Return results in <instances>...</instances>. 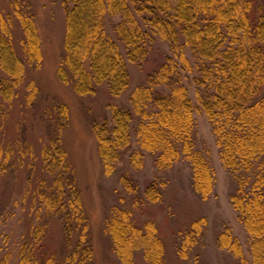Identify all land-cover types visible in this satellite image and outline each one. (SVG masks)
Masks as SVG:
<instances>
[{
	"label": "trees",
	"instance_id": "trees-1",
	"mask_svg": "<svg viewBox=\"0 0 264 264\" xmlns=\"http://www.w3.org/2000/svg\"><path fill=\"white\" fill-rule=\"evenodd\" d=\"M8 2L22 33L23 57L13 46L12 16L0 10V70L4 74L0 96L5 100L17 93L26 68L35 70L42 61L33 12L23 0ZM61 3L65 27L57 76L77 94L92 96L106 82L109 94L119 96L129 84L128 63L142 64L153 51L159 58L143 83L129 93L128 106L112 104L110 119L105 116L91 123L104 173L115 171L122 154L131 150L134 135L137 149L127 158L131 167L141 168L145 154L159 170L183 159L191 170L193 191L206 199L212 191L213 169L207 154L196 147L193 116L195 111L204 113L230 176V203L250 237V264H264V95L260 94L264 84V0ZM115 16L120 19L111 22L109 31L107 20ZM157 42L162 49H156ZM185 79L194 87V101ZM27 88L36 113L38 93L33 80ZM40 118L46 123L47 143L41 149L36 195L43 217L55 216L60 221L63 242L50 252L37 250L48 229L43 219L34 229L35 242L22 243L16 264H88L92 254L89 223L61 143L67 108L54 102ZM11 155L0 156L1 170ZM120 182L126 190L137 188L125 174L120 175ZM145 195L149 199L159 196L154 181L147 185ZM114 212L107 233L120 264H134L136 251L149 264H165L164 243L155 225L151 221L142 227L133 223L129 209ZM200 221L192 222L178 239L177 252L184 259L202 238ZM218 243L239 257L238 264H247L228 229L219 234ZM0 264H7L6 259Z\"/></svg>",
	"mask_w": 264,
	"mask_h": 264
},
{
	"label": "rangeland",
	"instance_id": "rangeland-1",
	"mask_svg": "<svg viewBox=\"0 0 264 264\" xmlns=\"http://www.w3.org/2000/svg\"><path fill=\"white\" fill-rule=\"evenodd\" d=\"M8 1L0 0V10L12 16L13 46L23 57L19 43L22 33ZM23 4L34 14L42 61L35 70L26 68L24 80L10 100L0 96V156L4 159V155L12 154L5 168L0 169V262L6 259L7 264H16L22 243L35 242L34 229L43 219L47 221L48 229L45 236L41 237L37 250L50 252L62 245L60 221L55 216L43 217L44 209L36 195L38 176L42 172L41 149L47 143L46 123L40 114L50 108L52 103L59 102L67 108V125L62 132L61 143L89 223L92 254L88 264H120L107 233V225L118 208L131 210L133 223L140 227L146 221L155 225L164 243L165 264H238L239 257L218 243L219 234L225 229L236 237L242 255L250 264V237L230 203V176L222 165L215 135L204 113L195 111L193 116L197 124L196 147L207 154L213 169L212 191L206 199L193 191L191 170L183 159L168 169L159 170L151 157L145 154L141 168L131 167L127 158L132 149H137L134 135L131 138V150L122 154V158L116 162L115 171L109 175L103 171L91 123L105 116L110 119L109 107L112 104L128 106L131 90L143 83L147 72L158 63L156 51L142 64L128 63L129 84L119 96L109 94L106 82L98 85L92 96L79 95L70 83L62 82L57 76L65 27V11L61 0H23ZM119 19V16L108 19L107 29L111 31V22ZM154 45L156 49H162L158 42ZM121 49L123 51L122 46ZM187 55L192 60L189 51ZM3 75L0 70V77ZM29 80H33L37 87L38 94L34 99L38 107L36 113L35 106H31L27 97ZM184 82L194 101V87L188 79ZM260 94L264 95V84ZM122 174L132 180L136 190H130V186L126 190L120 182ZM153 181L159 193L157 199H149L145 195L147 185ZM196 220L202 222V238L188 249L184 259L177 252L178 239ZM194 258H197L198 263ZM133 260L134 264H149L141 251L135 252Z\"/></svg>",
	"mask_w": 264,
	"mask_h": 264
}]
</instances>
